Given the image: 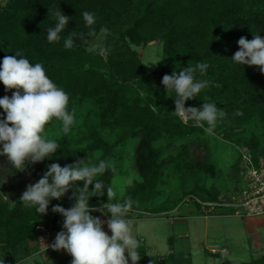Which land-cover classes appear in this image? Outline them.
<instances>
[{"label": "trees", "instance_id": "16d2710c", "mask_svg": "<svg viewBox=\"0 0 264 264\" xmlns=\"http://www.w3.org/2000/svg\"><path fill=\"white\" fill-rule=\"evenodd\" d=\"M49 7L60 9L70 17L65 30L60 33L61 39L52 43L47 41L46 29L54 27L57 21L49 15ZM83 11L94 13L96 19L93 25L96 34L86 37V41L97 38L101 28L109 30L104 53L102 48L89 51L85 41L79 38H75L71 49L64 47L69 32L89 31L81 15ZM252 32L264 37V0H5V4L0 5V63L5 55L15 56L20 50L30 63H41L48 77L68 93V111L84 109L87 114L83 124L86 130L80 139L75 140L71 136L54 139L60 148L51 159L29 164L25 171L16 172L7 158L0 156V186L4 184L2 179L7 183L0 189V248L16 253L22 248L26 250L30 241L37 240L40 226L51 229L55 235L60 232L64 217L52 212V207L57 204L62 206L63 201L51 200L47 214L40 216L35 207L24 206L20 196L27 185L36 183L52 163L65 160L72 165L83 159L86 153L95 151L102 152L98 160L111 163L118 144H112L111 139L115 136L112 134L117 132L121 142L128 139V134L138 137L135 168L141 181L128 190L123 200L131 197V210L141 209L144 203L152 201L164 168L157 143L163 140L168 145L171 140L181 142L180 138L197 130L173 113L175 99L166 98L162 84L165 74L171 75L173 70L178 72L187 67L189 60L193 64L201 61L209 65L205 74L195 73L197 81L206 80L209 83L197 98L187 100L185 107L193 104L194 100L222 94L225 100L215 104L226 115L218 118L217 122L226 125L240 122L245 127V136L249 138L248 153L253 164L259 167L262 164L260 156L264 155L262 140L256 126H246L255 119L259 124L264 123V74L258 67L239 65L231 60L239 50V38L244 36L251 40ZM158 40L162 42V63L156 71L149 72L138 59L136 51L127 60L123 48L117 47L119 44L147 46ZM117 49L119 51L116 52ZM116 69L118 73L114 72ZM212 81L218 86L215 87ZM13 91L6 90L0 82V98L5 95L11 97ZM202 105L199 103L193 107L200 108ZM4 115L0 108V118ZM58 121L55 118L50 121L45 126V133ZM107 131L111 132L109 136L105 133ZM201 146L199 143L181 145L180 154L191 172L213 175L215 168L208 161L206 147ZM195 148L202 149L205 155L198 156L202 152L196 153ZM241 170L236 175L237 186L243 167ZM112 176L109 170L98 180L112 186ZM13 183L22 192L17 197L10 191ZM81 187L83 182L77 181L75 188ZM89 187L91 190L92 186ZM203 188L193 192L201 202L216 203L217 196L209 197ZM72 190L74 193L75 189ZM104 191L103 197L89 198L90 206L108 202L107 188ZM193 204L202 209L199 200L193 201ZM176 207L173 201L165 200L151 211L161 214L172 212ZM109 217L110 214H107L103 219ZM169 243L173 246L172 238ZM138 252L141 256L138 264H150L146 249L139 246ZM69 259L71 264L70 255ZM154 262L192 264L189 255L178 253ZM220 264H264V255L251 262L224 259Z\"/></svg>", "mask_w": 264, "mask_h": 264}, {"label": "clouds", "instance_id": "9594fccd", "mask_svg": "<svg viewBox=\"0 0 264 264\" xmlns=\"http://www.w3.org/2000/svg\"><path fill=\"white\" fill-rule=\"evenodd\" d=\"M49 15L54 16L57 21L54 27L46 29L47 41L52 43L61 39L60 33L65 30L70 17L60 9L53 10L51 7ZM81 15L89 31L69 32L64 40L66 49L74 46L75 38L86 42V37L96 34L93 28L96 23L94 13L83 11ZM100 31L104 34L109 32L106 27ZM252 34L251 40L244 36L239 38V50L231 60L239 65L258 67L264 74V37L259 33ZM208 67L205 62L196 61L193 64L189 60L187 67L178 72L173 70L171 75L165 74L162 84L166 90V98L175 99L173 113L177 117L186 123L193 121L195 127H204L206 122L209 127L205 131L211 132V126L216 120L226 115L222 109L210 102H204L200 108L185 107L187 100L197 98L208 85L206 80L195 79L197 71L203 75ZM0 82L6 90H14L11 97L5 95L0 98V108L5 114L0 118V156H5L16 172H23L29 164L53 157L60 145L48 137L45 126L55 118L62 122L63 132L68 133L75 122L74 110L68 111V93L48 77L44 66L41 63H30L20 50L16 51L15 56H4L0 63ZM47 168L36 183L27 185L19 198L20 202L24 206L35 207L40 216L46 215L52 199L60 200L70 188H74L72 198L75 203L69 209L59 204L52 207V212L64 217L63 230L56 234L52 244L44 243L46 250L50 247L53 251L67 252L72 257L71 264H129V261L131 264H138L141 259L138 252L140 244L133 234V222L126 219L133 200L128 197L123 202L111 203L118 199L117 192L97 179L109 170L114 171L111 163L87 155L85 159L72 165L52 163ZM77 181H82L83 187L75 188ZM89 186H92L91 190ZM105 188L108 202L96 207L90 206L89 198L103 197ZM92 212L110 214V217L101 220L92 216ZM105 224L111 235L103 230ZM0 264H5V260L0 259ZM150 264L155 262L151 261Z\"/></svg>", "mask_w": 264, "mask_h": 264}, {"label": "rangeland", "instance_id": "374dc122", "mask_svg": "<svg viewBox=\"0 0 264 264\" xmlns=\"http://www.w3.org/2000/svg\"><path fill=\"white\" fill-rule=\"evenodd\" d=\"M4 4L5 0H0V5ZM105 44L106 34L104 33H100L95 39L84 42L85 47L89 51L102 48V53L105 52ZM120 46L123 48H121L122 51H125V58L127 60L130 59V54L136 51L138 59L143 65L145 64L144 67H146L149 72L161 68L162 42L160 40L151 42L147 46L141 45L139 47H128L119 44L117 47ZM118 49L115 51H119ZM105 59H107V56H105ZM154 63L157 64L151 65ZM114 72L116 73L117 69ZM117 76L120 79H123L119 74ZM212 84H215V87L218 86V83L215 81H212ZM160 97L163 98V96L159 95V98ZM212 100H215L214 103H219L223 102L225 98L222 94H219L214 98L206 96L203 100H194L193 104L188 105V107H193L195 104L198 105L199 103L201 104L204 102L211 103ZM155 109H157V107H155ZM86 114L87 112L84 109L74 111L75 122L71 126L70 131L64 133L62 130V122L58 121V123L52 125L47 132L48 137L51 139H58L62 136H71L75 140L80 139V136H82V133L86 130L83 126ZM217 120L215 124L211 126V132L205 131V128L209 127L206 122H204V127H195L193 126L194 122L190 120L188 125L197 129L195 133L191 132L184 138L178 136V138L182 140L181 142L174 143V140H171L168 145V142L163 140L162 142L159 141V143H157V146L162 153L164 168H162L159 184L154 191V199L140 206L141 209H130L126 213L127 217L136 219L134 221L132 220L133 234L138 239L141 247L149 249L148 258L150 262L157 259L161 260L173 253L171 247H175V252L178 254H186L188 256V254L191 253L193 264H220L224 259H231L238 262H251L256 258L261 257V255H254L253 257H246L247 259H244V257L239 256L241 250L246 254H249V252L252 251L250 249L251 247L253 248V246L250 242L251 239L247 240V235L244 233V226L238 221L236 225L233 224V221L230 219L222 221L220 218H217L218 220L212 218V216L225 215L241 219L257 217L236 216L233 211L224 208H218L217 214L207 216L202 209L193 204V201H201L199 199L200 197L193 191H199V188H202L203 186L205 188L202 190L206 191V195L209 197L217 196L218 201L216 203L218 204L234 203L239 199L241 193L243 176L246 171L243 154L248 153L249 138L248 136H245L247 132L244 130L245 127H243L240 122L226 125L222 122H217ZM255 120L249 122L246 128L251 125L256 126L264 149V123L259 124ZM105 133L109 136L111 132L107 131ZM116 134L118 136L120 135L118 132L114 133L112 135L115 136L111 139L112 144L118 143L111 161V165L114 168V171H112L113 180L111 187L117 192L118 199H114L111 203H116L118 201L121 202L127 195L128 190L141 181L135 168V149L138 143V137L136 138L135 136L133 137V135L128 134V139L125 142H121L118 140L119 137ZM195 143H199L206 147L208 161L215 168V173L213 175H207L197 171L191 172L190 169H188L187 162L183 159L180 152L185 145L191 146V144ZM181 145L182 147H180ZM195 152H202V149L198 150L195 148ZM87 155L95 157L98 160L101 157L102 152L95 151L86 153L83 159H85ZM204 155V152H202V154H199L198 156L201 157ZM260 161L261 163H264V155L260 156ZM238 162L240 163L238 164ZM237 164L239 167L236 166ZM242 167L244 169L243 174L240 183L237 186L236 175L240 171L242 172ZM1 182L4 184L0 186V189H2L1 187H6L7 184L3 179ZM11 186L12 189H10V191L14 197H17L22 193L20 187L14 185V183ZM52 200H56L60 203L64 200V197L60 200ZM165 200H170L177 204L174 211L161 214H155L151 211L162 205V202ZM97 213L101 214L102 217L105 215L101 212ZM204 216L211 218L206 219ZM62 226L61 228L63 230ZM206 230H208V235H206ZM262 232H264V230H262ZM234 234H242L243 242L242 244L240 243L242 245V247H240L241 250L238 251V248H236L238 243L235 245L231 242L232 244H228L231 246L232 253L230 249L226 248L224 249L226 250L224 256H214L211 252L212 250L217 252L223 249H221V247H218L217 249H209L212 246L220 244L217 242L215 245H212L214 242L213 239H218L220 236L228 238ZM142 238L146 242L140 241ZM171 238L173 239V246L168 243V239ZM52 251L53 250L43 252L46 260L43 262V259L37 258L36 264H57V262H59L58 260L50 258L53 255Z\"/></svg>", "mask_w": 264, "mask_h": 264}, {"label": "crops", "instance_id": "0c3cea01", "mask_svg": "<svg viewBox=\"0 0 264 264\" xmlns=\"http://www.w3.org/2000/svg\"><path fill=\"white\" fill-rule=\"evenodd\" d=\"M91 215L94 217H99L101 220H107V219H103L102 215L97 213V212L91 213ZM205 218L208 219L211 217H205ZM212 218L213 219L216 218V220H218L217 218H220L222 221L230 219L233 221V224H236V225H237V221H238L242 226H244V233H246V235H247V240L251 239L250 242H251L253 248L251 247L250 250H252V251H250L249 254H246L240 248V247H242L241 244L243 242L242 234L241 235L240 234H238V235L234 234L233 236H230L228 238L225 236H223V237L220 236L218 239H213L214 242H213V244L211 243L212 245H215V243H217V242L220 244L217 246H212L209 249H217L218 247H221V249L228 248L231 250V253H232V249H231V246L229 244L234 243L236 245V243H238V246H236V248H238V251L241 250V252H239V256L244 257V259L246 257H253L254 255H256V256L257 255H261V256L264 255V235H263L264 232H262V230H264V217L241 219V218H237L234 216L225 215V216H212ZM126 219H129L131 221L136 220L134 218H130L127 216H126ZM171 224H173V223H171ZM60 228H61V226H60ZM103 230L105 232H107L109 235H111V232L107 227V224H105L103 226ZM61 231H62V228H61ZM207 233H208V230H206V235H208ZM169 240L170 239H168V243H169ZM140 241L146 242L143 238ZM145 249L147 251V256H148V252H149L148 250L149 249H147V248H145ZM171 249L173 250V253H171V254L176 253L175 247H171ZM52 252H53V255L50 258H52L53 260H55V259L58 260L59 262H57V264H69L70 263L69 254L67 252H65L63 250L52 251ZM188 255L190 256V258L192 260V264H193V258H192L191 253ZM37 258L43 259V262L46 260L44 253L41 251V248L37 243V240L30 241L29 244L27 245L26 250L22 248L17 253H16V251H13V250H4L3 248H0V259H4L5 264H36ZM164 258H162V259H164Z\"/></svg>", "mask_w": 264, "mask_h": 264}, {"label": "built area", "instance_id": "2783aa9c", "mask_svg": "<svg viewBox=\"0 0 264 264\" xmlns=\"http://www.w3.org/2000/svg\"><path fill=\"white\" fill-rule=\"evenodd\" d=\"M184 123L188 125L189 121ZM243 160L246 171L243 176L239 199L231 204L204 203L199 201L202 210L207 216L217 214L218 208H224L233 211L236 216L240 217H264V163L256 167L249 153L243 154ZM38 231L37 242L41 251L46 252L52 250L50 247L46 250L45 244H52L56 235L51 229L44 226L38 227ZM41 239H43V242ZM211 252L214 256L226 254V250L224 249L217 252L212 250Z\"/></svg>", "mask_w": 264, "mask_h": 264}, {"label": "water", "instance_id": "95a60500", "mask_svg": "<svg viewBox=\"0 0 264 264\" xmlns=\"http://www.w3.org/2000/svg\"><path fill=\"white\" fill-rule=\"evenodd\" d=\"M57 163L64 164L65 166L68 165L67 161H65V160L58 161ZM73 195H74L73 190H72V188H70L69 191L64 196L62 207H64L65 209H69V208L73 207V205L75 203L74 199L72 198Z\"/></svg>", "mask_w": 264, "mask_h": 264}]
</instances>
